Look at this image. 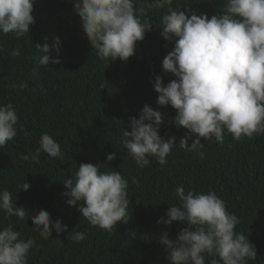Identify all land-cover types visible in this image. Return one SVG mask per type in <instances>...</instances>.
<instances>
[{"label":"trees","instance_id":"trees-1","mask_svg":"<svg viewBox=\"0 0 264 264\" xmlns=\"http://www.w3.org/2000/svg\"><path fill=\"white\" fill-rule=\"evenodd\" d=\"M179 2L190 3L188 7L198 15L209 18L223 6V0ZM73 5L74 0H35V22L29 34L0 35V104H13L20 117L17 136L0 149V189L12 192L16 206L29 215L45 210L52 221L61 220L67 231H52L49 239H42L30 218L18 221L2 214L0 228L11 224L25 238L35 239L28 264H168L160 235L167 232L175 239L185 225L173 222L166 227L157 220L177 203L175 188L183 185L185 192L211 190L224 200L228 211L240 219L236 230L248 235L256 249L257 258L248 264H264V135L237 142L226 134L223 144L201 138L202 157L180 149L179 140L187 130L173 125V108L157 105L153 87L156 76L165 85L175 79L162 70V59L173 47L160 35L162 10L148 13L153 28L137 42L133 56L126 62H109L92 49ZM54 36L61 40L60 63L41 66L34 76L39 55L34 45L44 43L45 37L51 42ZM17 46L21 55L11 56ZM21 83L28 86L21 89ZM145 105L164 115L159 135L176 138L163 166L154 157H149L148 166H137L121 144L122 130H131L129 117L139 118ZM43 133L60 144L63 158H49L42 152L38 163L22 160L39 146ZM192 139L195 136L187 141L189 145ZM112 152L116 158L107 161ZM81 163L104 164L101 171L111 167L128 180L130 219L126 224L118 222L112 235L90 225L78 205L65 203L68 197L62 195L67 191L62 182L74 178ZM23 182L29 189L16 192ZM73 228L84 232L86 239L73 241L69 233Z\"/></svg>","mask_w":264,"mask_h":264},{"label":"clouds","instance_id":"clouds-1","mask_svg":"<svg viewBox=\"0 0 264 264\" xmlns=\"http://www.w3.org/2000/svg\"><path fill=\"white\" fill-rule=\"evenodd\" d=\"M34 3L0 0V35L20 38L29 34V26L35 22ZM189 4L179 0H74L73 6L92 49L99 59L109 62H126L133 56L137 42L153 28L148 13L162 10L160 35L173 44L162 59V70L175 79L165 85L161 76L155 77L156 103L173 108V125L187 130L179 140L180 149L202 157L205 145L201 138L223 144L226 134L237 142L264 135V0H223L222 10L211 18L198 15ZM34 46L39 53L32 70L34 76L39 74V67L60 63L59 37H52L51 42L45 37L44 43ZM10 55L19 57L20 47ZM27 86L19 85L21 89ZM19 119L13 104H0V149L17 136ZM163 121L164 115L148 105L142 108L139 118L129 117L131 130H122L121 144L137 166H148L149 157L161 166L167 164L177 142L174 136L165 139L159 135ZM193 136L189 145L187 141ZM42 152L53 159L64 156L60 144L43 133L35 151L21 159L38 163ZM115 158V152L106 156L107 161ZM103 165L79 164L74 178L62 182L67 190L62 195L68 197V206L78 205V212L90 225L112 235L118 222L126 224L130 219V195L128 180L111 167L101 171ZM132 182L138 183L135 179ZM29 187L23 182L16 192ZM174 195L177 203L168 206L157 220L166 227L173 222L185 225L175 239L167 232L160 235L168 264H248L257 258L248 235L236 230L240 219L228 211L225 201L214 191L185 192L179 185ZM29 213L16 206L12 192L0 189V214L5 219L30 218L33 230L42 239H49L52 231H67L61 220L52 221L45 210ZM69 233L77 243L86 239L85 233L76 228ZM35 246L33 237L25 238L13 225L0 228V264H28Z\"/></svg>","mask_w":264,"mask_h":264}]
</instances>
